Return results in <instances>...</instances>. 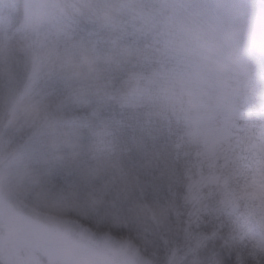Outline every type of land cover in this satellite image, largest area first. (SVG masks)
<instances>
[{
	"label": "rangeland",
	"instance_id": "374dc122",
	"mask_svg": "<svg viewBox=\"0 0 264 264\" xmlns=\"http://www.w3.org/2000/svg\"><path fill=\"white\" fill-rule=\"evenodd\" d=\"M93 2L98 5L93 9L96 23L77 32L62 22L56 0H0V264L143 262L135 245L115 236L97 241L96 231L68 217L73 211L69 199L90 197L92 192L74 186L62 189L78 175L76 158L88 147L80 135L84 119L70 118L68 109H80L90 101L98 65L113 58L112 46L101 50L97 46L95 35L104 31L96 24L113 27L127 14L140 27L149 18L131 0ZM199 5L216 39L184 21L179 24L181 19H163L161 26L163 33L173 30L178 41L172 74L186 90L199 88L210 101L202 103L200 97L192 101L196 110L192 132L206 149L231 135L228 121L241 113L219 95L206 71L218 67L227 76L241 69L249 82L250 63L240 50L247 48L254 62L264 58V0H205ZM214 46L223 58H213ZM233 51L238 58H232ZM231 96L238 100V93ZM25 111L27 122L22 118ZM218 115L228 121L214 128L210 123ZM93 176L90 171L86 180ZM77 205L81 210H74V216L84 217L82 203Z\"/></svg>",
	"mask_w": 264,
	"mask_h": 264
},
{
	"label": "trees",
	"instance_id": "16d2710c",
	"mask_svg": "<svg viewBox=\"0 0 264 264\" xmlns=\"http://www.w3.org/2000/svg\"><path fill=\"white\" fill-rule=\"evenodd\" d=\"M131 1L135 7L137 2L141 15L149 17L144 23H140L141 28L139 22L136 23L127 14L117 18L113 27L110 24L107 27L101 25L102 23L96 24L104 31L95 35L97 46L100 50L112 46L113 58L108 63L98 65L100 71L96 75L94 95L79 109L81 118L84 119V129L82 128L80 135L83 137L87 132L89 142L88 147L80 154L81 157L76 158L74 165L78 168V175L91 184L115 174L122 188H127L128 191L134 188V181L122 172L119 151L110 143L105 126H88L87 109L93 104H123L142 111L154 121L170 124L179 133L175 138L174 148L191 153L197 162L190 181L191 201L215 211L231 207L238 202L239 190L247 179L238 169L241 157L248 156L252 159L250 167L256 173L264 167V58L259 63L254 62L249 58L247 48L240 50L242 56L250 63L248 83L241 69H236L227 76L218 67L213 71H206L209 80L217 83L219 95L227 98L226 103L238 107L241 113L230 121L218 115L210 125L219 128L227 120L231 124V135L213 146H206L205 149L197 144L192 132L196 118L192 101L199 97L202 103L209 104L210 101L202 96L199 88L194 90L200 92L186 90L176 73L172 74L176 64L178 41L174 38L173 30L163 33L161 26L163 19H181L179 24L184 21L190 28L204 30L209 37L216 39V33L204 22V16L199 12V3L205 0H195L192 4H187L186 0ZM56 6L63 16L62 22L75 28L77 32L86 31L96 23L93 9H97L98 5L93 0H56ZM135 14L140 15L137 11ZM212 56L223 58L215 46ZM238 57V52L233 51L232 58ZM236 93L238 100L231 96ZM90 171H93L95 176L87 181L86 177ZM70 174L72 173L69 172ZM68 191L71 192L70 189ZM89 192H92L90 197L85 194L69 199L73 211L69 210L68 217H76L91 228L84 217L74 216V210H81L79 205L76 206L79 202L85 210L100 206L101 200L97 194L94 191ZM133 213L145 224L168 227L169 214H174L175 208L171 205L142 201L134 205ZM230 234L231 228L226 229L224 236L228 237ZM115 237L130 242L141 251L140 246L127 237ZM193 243L195 251L206 241L200 237Z\"/></svg>",
	"mask_w": 264,
	"mask_h": 264
},
{
	"label": "snow or ice",
	"instance_id": "6c2138e0",
	"mask_svg": "<svg viewBox=\"0 0 264 264\" xmlns=\"http://www.w3.org/2000/svg\"><path fill=\"white\" fill-rule=\"evenodd\" d=\"M68 115L76 119L81 111L70 107ZM87 115L89 127L105 126L119 151L123 174L134 181L128 191L115 174L91 184L79 174L62 187L94 191L100 198V206L87 209L84 216L97 241L127 237L140 246L142 264H264V167L256 173L252 159L241 157L238 169L247 179L238 202L219 211L205 209L189 198L197 162L191 153L174 148L179 133L170 124L117 103L93 104ZM88 142L85 132L82 143ZM142 201L173 206L168 227L139 220L133 207ZM200 237L206 243L194 251L193 242Z\"/></svg>",
	"mask_w": 264,
	"mask_h": 264
},
{
	"label": "clouds",
	"instance_id": "9594fccd",
	"mask_svg": "<svg viewBox=\"0 0 264 264\" xmlns=\"http://www.w3.org/2000/svg\"><path fill=\"white\" fill-rule=\"evenodd\" d=\"M53 71L55 72L56 69H53ZM7 79H8V76H7V74H5V76H4V81H5L4 86H5V87H7V83H6ZM28 115H29V114H28L27 111H25V112L23 113L22 118L25 119V122H27V117H28Z\"/></svg>",
	"mask_w": 264,
	"mask_h": 264
}]
</instances>
